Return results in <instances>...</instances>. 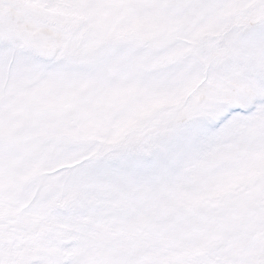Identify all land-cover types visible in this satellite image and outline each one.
I'll use <instances>...</instances> for the list:
<instances>
[{"label":"snow or ice","instance_id":"1","mask_svg":"<svg viewBox=\"0 0 264 264\" xmlns=\"http://www.w3.org/2000/svg\"><path fill=\"white\" fill-rule=\"evenodd\" d=\"M0 264H264V0H0Z\"/></svg>","mask_w":264,"mask_h":264}]
</instances>
